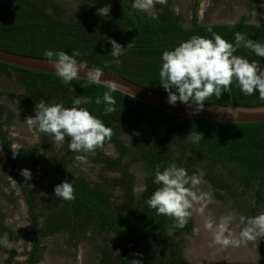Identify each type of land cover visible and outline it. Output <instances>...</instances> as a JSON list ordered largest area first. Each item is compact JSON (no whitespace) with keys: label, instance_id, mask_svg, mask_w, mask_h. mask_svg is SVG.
Wrapping results in <instances>:
<instances>
[{"label":"trees","instance_id":"obj_1","mask_svg":"<svg viewBox=\"0 0 264 264\" xmlns=\"http://www.w3.org/2000/svg\"><path fill=\"white\" fill-rule=\"evenodd\" d=\"M82 22L67 21L63 8L53 0H0V49L24 56L48 59L44 53L72 51L79 64L103 69L122 76L138 85L168 96L159 83L161 55L182 41L199 35L211 39L220 35L235 43L240 32L253 41L264 43V27L250 23L252 6L248 13L230 23L204 25L199 22L198 3L191 11L190 24L182 25V16L172 9L174 0L154 3L155 15L133 7L135 0H80ZM109 7L108 15L101 8ZM109 38L126 48L117 66L111 56ZM234 55L256 61L264 68V58L246 48ZM0 79L11 82L22 92V106L35 116V105L63 102L72 107L75 97H91L92 103L81 105L97 116L113 131L110 141L95 155L88 156V165H80L69 151V137L63 143L41 133L37 148H12L6 127L14 112L0 104V156L5 160L21 197L25 203L31 231V245L22 255L23 264H38L42 259V239L61 231L68 244H76L88 235L97 255V264H186L183 253L186 239L193 234L191 217L184 228H174L171 217L157 215L146 201L158 185L152 183L157 165L160 170L176 164L196 175L200 165L207 174L222 171V178L207 176L212 196L217 201L230 198L236 214L253 217L264 212V122L232 124L196 120L172 115L152 108L118 91L110 94L116 100L115 111L105 113V104L97 105L95 98H103L110 88L76 79L71 85L63 84L55 74L20 68L0 63ZM70 87L74 92L70 91ZM231 91L221 98H209L205 105L256 107L264 105L259 93L241 94L235 82ZM7 95L0 90V98ZM201 133L199 143L188 135ZM124 138L128 139L125 142ZM112 146L114 157L105 153ZM56 151V152H55ZM15 154V156L13 155ZM139 164L145 173L143 190L135 193L136 176L132 165ZM98 166L104 174L99 181L87 179L83 168ZM38 172L48 181L51 209L40 214V199L35 193L36 178L25 180L21 170ZM64 181L72 182L75 200L66 201L55 196L54 187ZM118 191L119 195L114 196ZM226 195V196H224ZM244 227L241 225L240 228ZM111 240L116 245H110ZM13 241L9 229L0 224V238ZM264 245V238L255 239ZM3 254L8 258L1 261ZM18 254L0 245V264H12Z\"/></svg>","mask_w":264,"mask_h":264},{"label":"clouds","instance_id":"obj_2","mask_svg":"<svg viewBox=\"0 0 264 264\" xmlns=\"http://www.w3.org/2000/svg\"><path fill=\"white\" fill-rule=\"evenodd\" d=\"M155 2L164 4L166 0ZM152 5L153 0H135L133 3V7L139 10H146ZM99 11H103L107 16L109 7ZM152 19L157 17L153 15ZM207 31L212 34L211 39L193 35L172 50L162 53L159 83L168 94V103L174 106L179 101L189 107L195 105L193 114H197L203 111L209 98L219 99L223 93L230 92V86L234 82L241 94L250 96L259 93V96L264 98V68L256 61L250 62L244 57L234 55L243 47L264 58V43L253 41L240 32L235 34V43H232L212 32L211 27ZM109 43L113 62L119 66V58L124 55L126 48L111 38ZM44 55L63 84L71 85V82L79 77L78 74L86 69L84 64H78L76 57L80 53L77 51H72L69 55L65 51L48 50ZM87 74L90 83H100L102 73L99 70H95L94 74L89 70ZM69 90L74 92L71 87ZM111 91H115V88L106 91L103 98H95L97 105L105 104V113L115 111L116 100L110 94ZM90 103L92 98L86 96L75 97L72 107H65L63 102L47 104L42 99L35 105V116L26 118L24 123L29 128L35 126L39 132L52 136L58 143H63L65 137H69L68 148L69 151L77 153L75 160L80 165H88V156L95 155L96 150L103 148L105 142L110 141L113 135L112 129L105 126L101 119L90 113L87 108L81 107ZM187 138L193 143H199L204 137L199 133L188 135ZM15 154L13 153L14 156ZM82 170L86 168L82 167ZM21 175L26 181L31 179L28 169L21 170ZM152 183L158 187L146 203L157 215L171 217L174 228H184L187 225L193 215L194 205L213 202L211 193L198 187L202 179L196 175L189 176L185 168L176 164H170L163 171L160 170V165H157ZM54 193L56 197L66 201L76 199L72 182L64 181L56 185ZM196 210L203 213L204 208ZM233 225H244L238 238L233 233ZM205 228L212 233L214 244L221 248L238 247L242 241L264 238V212L253 217L229 213L221 217L215 225L211 220L207 221ZM0 242L6 244L7 238L0 239Z\"/></svg>","mask_w":264,"mask_h":264},{"label":"rangeland","instance_id":"obj_3","mask_svg":"<svg viewBox=\"0 0 264 264\" xmlns=\"http://www.w3.org/2000/svg\"><path fill=\"white\" fill-rule=\"evenodd\" d=\"M63 8V18L67 21L82 22L81 15L82 2L80 0H53ZM250 1L252 6V15L250 23L261 25L264 27V0H174L172 9L176 14L182 16V25L187 28L190 24L191 11L195 2L198 3V16L199 22L204 25H213L220 23H230L238 20L242 15L247 14V3ZM155 0L151 8L144 10L147 16L155 13L154 8ZM0 90H3L7 95L0 98V104L6 106L9 110L14 112V118L6 127L9 137L12 140V148H37L39 145V138L35 126L29 128L24 123L26 118L33 117V115L26 110L22 104V92L16 89L11 82H6L0 79ZM128 142L127 138H124ZM56 152V151H55ZM105 153L108 156L114 157L115 153L112 146L105 147ZM136 176L135 193L139 194L143 190V183L145 173L139 164H133L131 168ZM87 179L92 182L99 181V176L112 178L114 174H104L98 166H92L85 171ZM222 171L215 170L207 174L203 165H200L196 176L202 179V183L198 186L200 190L211 193L212 188L207 181V176H218L222 178ZM31 178H36L37 182L34 186L35 193L40 199L39 212L40 214L49 212L51 209V201L49 199V183L41 173L31 172ZM115 197L119 192L115 190L113 193ZM226 196V195H224ZM213 198V196H212ZM230 198L217 201L213 198L212 203L204 205L196 204V206L203 207V214L206 218L211 220L213 224L219 223L221 217L229 213L236 212L230 204ZM27 212L25 203L21 194L10 175V170L6 166L5 160L0 156V224H3L9 229L10 236L13 241L7 243L0 242V245L7 251L14 250L18 255L13 259L12 264H23L25 257L22 255L29 250L31 245V231L27 219ZM193 219V218H192ZM238 223V221H237ZM239 227L233 225V233L238 238L241 230ZM197 233L193 234L186 239L184 251L189 254H196L202 251V245L196 243ZM109 236V243L115 246L117 243L111 240ZM1 239V238H0ZM42 259L38 264H97L98 255L89 241L88 235L81 238L76 244L67 243V235L61 231L53 236L42 239ZM243 249H246V257H253L254 264H264V245H259L257 241H242L240 244ZM8 258V255L3 254L1 261ZM250 258L247 260L250 263Z\"/></svg>","mask_w":264,"mask_h":264},{"label":"water","instance_id":"obj_4","mask_svg":"<svg viewBox=\"0 0 264 264\" xmlns=\"http://www.w3.org/2000/svg\"><path fill=\"white\" fill-rule=\"evenodd\" d=\"M0 63L56 75L55 69L48 63V59L24 56L7 52L2 49H0ZM85 66L86 69L78 74L79 77L77 79L90 82V78L87 74L88 71L91 70L94 74L95 70H99L102 75L100 77V83L97 84L107 88H115L116 91L126 96H129L143 104L151 106L152 108L172 115L189 119L208 120L232 124H251L264 122V105L256 107L234 106L233 99L231 98L228 106L204 105L203 111L197 114H193L195 105L189 107L188 105L180 103L179 101L174 106L170 105L168 103V96L162 95L146 87L138 85L118 74L105 71L103 69L94 68L88 65ZM194 231L196 232L195 223L193 232ZM244 250L247 252L246 249ZM247 253L249 255V252ZM248 257L252 260L253 264L254 262H256L254 261L253 257H251V255ZM185 262L187 264L186 259Z\"/></svg>","mask_w":264,"mask_h":264},{"label":"bare ground","instance_id":"obj_5","mask_svg":"<svg viewBox=\"0 0 264 264\" xmlns=\"http://www.w3.org/2000/svg\"><path fill=\"white\" fill-rule=\"evenodd\" d=\"M198 208L194 205L192 217L197 233L195 241L202 245L203 249L196 254L184 252L183 256H185L187 264H248L249 257H246L247 253L240 245L238 247L221 248L213 243L212 233L205 228L208 219L203 213L196 210ZM250 263L253 264L252 260Z\"/></svg>","mask_w":264,"mask_h":264}]
</instances>
